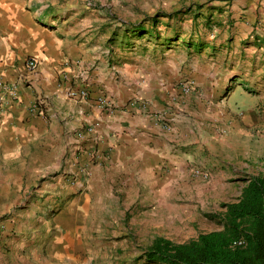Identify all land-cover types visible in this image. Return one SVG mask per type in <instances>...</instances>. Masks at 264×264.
I'll return each mask as SVG.
<instances>
[{"label":"crops","instance_id":"obj_1","mask_svg":"<svg viewBox=\"0 0 264 264\" xmlns=\"http://www.w3.org/2000/svg\"><path fill=\"white\" fill-rule=\"evenodd\" d=\"M35 7L33 0H0V75L15 80L23 72L26 58L38 59L31 88H23L19 101L0 113V175L16 177L19 183L38 182L36 192L47 195L43 202L36 195L20 212L28 220L16 222L13 236L3 238L0 264H146L139 259L143 249L137 247L146 248L159 236L175 243L187 242L166 229L175 222L171 211L185 205L180 198L182 202L173 208L172 200H178L175 187L182 185L179 189L193 201L195 192L189 182L197 178L192 171L201 169L194 157L212 137L205 139L200 131L183 125L185 119L173 109L177 104L166 106L170 105L169 97L178 92V87L170 86L168 76L173 78L180 67L162 64L159 58L155 63L135 59L117 66L98 63L90 73L82 56L85 43L46 31L40 24L49 5L44 2ZM240 7L244 9L239 8V12L250 23L258 20L264 25V0H245ZM257 41V47L264 51V32ZM214 74L206 75L212 78ZM191 79L205 91L214 85ZM85 86L90 91L89 100L68 96L71 88ZM218 88L216 84L214 90ZM101 95L115 107L99 109L94 100ZM37 96L45 98V116L26 112ZM186 99L182 108L192 103ZM164 108L174 122L170 131L157 124L153 116ZM89 126L102 136L97 148L103 158L94 162L88 161L85 150L92 148L93 139L87 135L79 141L75 136ZM214 146L209 143L208 147ZM217 147L224 149L225 145ZM75 151L86 161L74 167L77 161L73 158L61 160ZM49 155L60 159L51 160ZM41 158L48 162L39 164ZM83 163L87 172L74 179L73 169ZM212 168L207 164V169ZM232 176L227 169L221 177L227 181ZM64 179L70 183L65 184ZM244 185L236 191L237 198ZM52 210L55 212L47 220L45 216ZM126 248L130 254L123 251Z\"/></svg>","mask_w":264,"mask_h":264},{"label":"rangeland","instance_id":"obj_2","mask_svg":"<svg viewBox=\"0 0 264 264\" xmlns=\"http://www.w3.org/2000/svg\"><path fill=\"white\" fill-rule=\"evenodd\" d=\"M33 1L37 3L35 9L44 2L49 5L47 16L41 18L43 21L40 24L46 31L58 32L60 38H67L68 41L78 40L85 43L82 56L90 73L98 63L104 67L107 63L117 66L135 59L144 63H155L156 58H159L158 61L162 64H175L180 67L177 75L173 78L172 74L168 76L170 86L174 85L173 89L182 81L194 84L191 76L199 83L203 80H206L205 83H214L213 87H208L206 91L201 89L202 85L194 84L197 91L191 98H187L192 103L182 108L183 99L173 108L185 119L183 125H188L192 131H200L205 139L208 136L212 138L202 144L203 148L196 152L194 157L196 166L203 170L192 171L195 172L192 175L197 177L189 182L195 192L193 201L191 197L186 199L187 194L179 189L182 185L175 187L178 200H172L173 208L174 204L182 202L180 198H183L185 205L171 211L170 217L175 222L167 224L166 229H170L176 238H182L184 241L196 238L200 233L220 230L222 226L219 221L211 219L208 215L220 212L222 203L237 200L236 191L239 192L245 178L264 173V51L257 47V38L264 32V25L258 20L250 23L247 16L239 12L240 4L245 0ZM190 8L191 11L186 13ZM179 10L182 13L174 18L159 17L153 36L145 33L140 38L126 31V28L140 23L151 29L153 17L174 14ZM40 12L41 10L38 11L37 17ZM261 14L264 15V8ZM209 15L212 18L207 25L205 22ZM257 15H260L258 9ZM175 30H179L183 36L171 40ZM187 34L192 36L194 44L202 43L201 49L197 48V45H185ZM124 52L132 53L126 55ZM166 52V55L162 54ZM208 72L215 74L209 78L206 75ZM239 82L243 84L240 85ZM216 84L219 85L217 92L214 90ZM170 100L169 97L168 101ZM167 120L172 130V116ZM209 143L215 145L213 149H209ZM221 144L225 145L224 149L217 147ZM55 156L48 157L52 160ZM61 158L62 161L65 158H73L72 161H77L76 164L79 165L83 159L82 162L86 161L87 157L81 158L78 151H75L74 155L69 156L68 153ZM44 161L46 160L41 158L39 164ZM216 162H220L219 165L222 166L213 165ZM206 163L212 164V170L207 169ZM5 168L3 166V170ZM213 169L218 173L213 172ZM227 169L232 171L233 176L227 177L225 181L221 176ZM197 172H207L208 178H202ZM64 180L65 184L70 183L68 179ZM37 185L38 182L19 183L16 177L0 175V251L4 247L3 238L13 236L16 222L28 220V216L22 218L19 215L27 203L36 195H40L41 202L46 197L47 193L36 192ZM54 212H47L45 218L49 220ZM166 214L167 212L164 217L169 220ZM181 219L185 221L181 222ZM178 226L180 228L176 232ZM137 249L142 250L144 247ZM123 251L130 254V248Z\"/></svg>","mask_w":264,"mask_h":264},{"label":"trees","instance_id":"obj_3","mask_svg":"<svg viewBox=\"0 0 264 264\" xmlns=\"http://www.w3.org/2000/svg\"><path fill=\"white\" fill-rule=\"evenodd\" d=\"M190 11L191 8L186 13ZM181 13L179 10L174 14L153 17L151 29L140 23L126 28V31L140 38L145 33L153 36L159 17L171 19ZM211 18V15L206 18L207 25ZM182 36L179 30H175L171 40ZM185 39L186 46L197 45L201 49L202 43L194 44L191 35H185ZM244 182L237 200L222 203L220 212L208 215L219 221L220 230L201 233L185 243L156 237L151 245L143 249L139 259L146 264H264V173L250 175ZM240 239L245 240V244L235 245Z\"/></svg>","mask_w":264,"mask_h":264},{"label":"built area","instance_id":"obj_4","mask_svg":"<svg viewBox=\"0 0 264 264\" xmlns=\"http://www.w3.org/2000/svg\"><path fill=\"white\" fill-rule=\"evenodd\" d=\"M38 67V59L34 56H30L26 58L24 62V70L15 80H7L0 75V113L4 111L6 106L19 101L21 97V92L23 88L30 89L33 79L31 76ZM177 95L173 96L170 101V106L177 104V102L182 101L184 98H188L196 93V86L190 81H182L178 86ZM68 96L74 99L79 100H89L90 99V91L85 86L83 88L74 89L71 88L68 91ZM95 105L101 110H111L115 107V104L104 95L99 96L94 100ZM26 112L30 116H45V98L43 96L35 97L27 106ZM155 122L160 124L162 128L167 131H170V124L167 123V118L169 117L168 110H163L161 112H156L153 114ZM89 135L94 143L92 148L85 149L87 151L86 157L90 160V162H94L95 160H99L103 158V154L98 151V144L102 139V136L96 131L95 127L89 126L83 131H79L75 134L76 138L79 141H83L86 136ZM76 166V162L74 167ZM74 170V179L81 175L82 173L87 172V165L79 167V169ZM201 175L202 178L207 179L208 173L197 172ZM237 246H242L245 244V240L240 239L239 241L234 243Z\"/></svg>","mask_w":264,"mask_h":264}]
</instances>
